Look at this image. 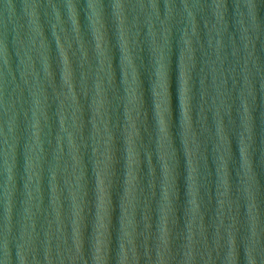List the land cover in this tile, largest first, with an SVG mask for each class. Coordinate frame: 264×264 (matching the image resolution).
Wrapping results in <instances>:
<instances>
[{
	"label": "water",
	"instance_id": "95a60500",
	"mask_svg": "<svg viewBox=\"0 0 264 264\" xmlns=\"http://www.w3.org/2000/svg\"><path fill=\"white\" fill-rule=\"evenodd\" d=\"M249 254L264 264V0H61L0 114V264Z\"/></svg>",
	"mask_w": 264,
	"mask_h": 264
},
{
	"label": "clouds",
	"instance_id": "9594fccd",
	"mask_svg": "<svg viewBox=\"0 0 264 264\" xmlns=\"http://www.w3.org/2000/svg\"><path fill=\"white\" fill-rule=\"evenodd\" d=\"M6 6L9 7V8L11 7L10 4H7ZM90 6H91V5H90ZM155 6H156V5L153 4V7H154V8H155ZM70 7H71V5H70ZM116 7H117V8H120V4L117 3V4H116ZM185 7L187 8L188 5L185 4ZM169 8H170V10H171V6H169ZM189 16H192V13H191V12H189ZM186 43H190V42L186 41ZM159 75H160V72H159ZM185 83H186V80H185ZM186 92H187V88H184V89L182 90V102L187 98L186 95H184ZM184 121H185V123L187 124V121H188V113H187V111L184 113ZM160 130H161V133H162V134L165 133V123H164L163 117H161V119H160ZM222 139H223V137H222ZM220 160L223 162L224 157L221 156V157H220ZM225 183H226V182H225V180H224V184H225ZM191 203H192V205H193V211H195V210H196V207H195V200L193 199V200L191 201ZM97 252H99V247L97 248ZM189 258H191V257H189ZM102 259H103V258H102L101 256H99V255L96 257V260L98 261V264H99V262H102ZM248 259H249V264H255V261H254V259H253V257H252L251 254H249Z\"/></svg>",
	"mask_w": 264,
	"mask_h": 264
}]
</instances>
